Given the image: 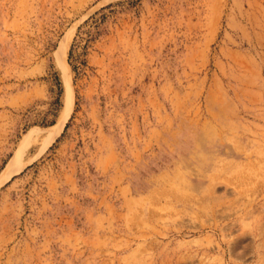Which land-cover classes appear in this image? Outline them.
Wrapping results in <instances>:
<instances>
[{"label": "rangeland", "instance_id": "rangeland-1", "mask_svg": "<svg viewBox=\"0 0 264 264\" xmlns=\"http://www.w3.org/2000/svg\"><path fill=\"white\" fill-rule=\"evenodd\" d=\"M0 264H264V0H0Z\"/></svg>", "mask_w": 264, "mask_h": 264}, {"label": "bare ground", "instance_id": "bare-ground-1", "mask_svg": "<svg viewBox=\"0 0 264 264\" xmlns=\"http://www.w3.org/2000/svg\"><path fill=\"white\" fill-rule=\"evenodd\" d=\"M70 109H71V94L68 91L65 97V101L63 102V107L61 109V112L58 116V119L54 127H52L51 129L45 132L32 133L29 135L30 143L32 144L39 143V146L37 147L38 152L41 150V147H43L44 149L45 146L49 145L55 139V137L59 135L60 131L62 130L67 120ZM35 155L36 154L34 152L33 154L32 153L30 154L29 158L18 160L17 166H14L11 169L7 170V173L5 174L6 178H9L13 174L17 173L23 165L28 163L29 160L31 161V159L36 157Z\"/></svg>", "mask_w": 264, "mask_h": 264}]
</instances>
